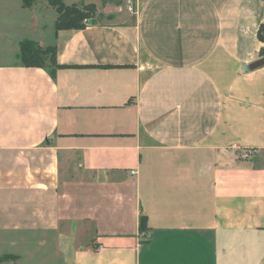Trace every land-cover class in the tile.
<instances>
[{
	"label": "crops",
	"instance_id": "0c3cea01",
	"mask_svg": "<svg viewBox=\"0 0 264 264\" xmlns=\"http://www.w3.org/2000/svg\"><path fill=\"white\" fill-rule=\"evenodd\" d=\"M131 1L0 0V264H264V0Z\"/></svg>",
	"mask_w": 264,
	"mask_h": 264
},
{
	"label": "trees",
	"instance_id": "16d2710c",
	"mask_svg": "<svg viewBox=\"0 0 264 264\" xmlns=\"http://www.w3.org/2000/svg\"><path fill=\"white\" fill-rule=\"evenodd\" d=\"M33 0H23L25 7H29ZM55 12L54 30H83L87 27V21L91 24L99 23L104 16L99 13L98 8L93 3L87 4H65L62 0H45ZM104 7L105 1L101 0ZM120 6L121 3H115ZM20 58L23 66L28 68L47 69L52 78L58 69L68 68L60 65L56 58V48L54 46L41 47L36 42L25 40L20 45ZM147 230V219L144 215L139 218V231Z\"/></svg>",
	"mask_w": 264,
	"mask_h": 264
},
{
	"label": "rangeland",
	"instance_id": "374dc122",
	"mask_svg": "<svg viewBox=\"0 0 264 264\" xmlns=\"http://www.w3.org/2000/svg\"><path fill=\"white\" fill-rule=\"evenodd\" d=\"M80 1H83V2H86V1H91V2H98V11H100L101 10V8L103 7L102 6V2H101V0H64L63 2L65 3V4H72V3H75V4H81V2ZM106 3L105 4H109V5H112V6H116V4L115 3H117V2H120L121 3V5H120V7H123V6H125V5H127L128 4V2H130L131 0H104ZM131 2H133V0L131 1ZM101 22H105V20L104 19H102L101 20ZM263 33H264V31H263ZM264 37V36H263ZM263 60V59H262ZM262 60H259V61H262ZM255 63V62H254ZM253 63H251L250 65H252ZM250 65H248V66H246L247 68L250 66ZM243 68V67H242ZM262 68H264V67H261V68H259V69H262ZM258 71V74H259V76H263V79H264V69L263 70H257ZM141 233H143V235H145V234H147V230L146 231H140Z\"/></svg>",
	"mask_w": 264,
	"mask_h": 264
},
{
	"label": "water",
	"instance_id": "95a60500",
	"mask_svg": "<svg viewBox=\"0 0 264 264\" xmlns=\"http://www.w3.org/2000/svg\"><path fill=\"white\" fill-rule=\"evenodd\" d=\"M91 24V21L89 20V21H87V25H90ZM264 64V60H262V61H257V62H255V63H253L252 65H250L248 68L246 67V66H243V71L244 72H247L248 70H253V69H256V68H258V67H260L261 65H263Z\"/></svg>",
	"mask_w": 264,
	"mask_h": 264
},
{
	"label": "built area",
	"instance_id": "2783aa9c",
	"mask_svg": "<svg viewBox=\"0 0 264 264\" xmlns=\"http://www.w3.org/2000/svg\"><path fill=\"white\" fill-rule=\"evenodd\" d=\"M252 150H245L240 154V159L245 160L248 159L251 155Z\"/></svg>",
	"mask_w": 264,
	"mask_h": 264
}]
</instances>
